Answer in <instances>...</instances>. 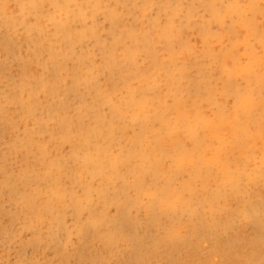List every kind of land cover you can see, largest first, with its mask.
<instances>
[{"label":"bare ground","instance_id":"1","mask_svg":"<svg viewBox=\"0 0 264 264\" xmlns=\"http://www.w3.org/2000/svg\"><path fill=\"white\" fill-rule=\"evenodd\" d=\"M261 1L0 0V72L21 68L0 119L26 151L0 165V239L33 231L20 264L42 245L59 264H264Z\"/></svg>","mask_w":264,"mask_h":264},{"label":"rangeland","instance_id":"2","mask_svg":"<svg viewBox=\"0 0 264 264\" xmlns=\"http://www.w3.org/2000/svg\"><path fill=\"white\" fill-rule=\"evenodd\" d=\"M261 7L264 8V1H261ZM106 22H102L101 26H106ZM193 43L199 45L200 41L197 39L196 34H192ZM23 53H26L25 49L20 50ZM4 50L1 44L0 39V57H4ZM14 61V62H13ZM9 62L12 63V66H8L9 69H6L4 72H0V91H5L6 83L8 79L18 80L20 78V66H17V61L9 59ZM9 65H11L9 63ZM20 72V74H18ZM12 80V81H13ZM1 103V102H0ZM9 106L6 105V109ZM23 123L18 124L16 127L12 128L8 123H2L0 119V165L4 164L8 171L18 174L22 167L24 166V158L26 157V151L23 147L19 146L17 150L9 148V144L14 141L20 134L24 131ZM32 125V124H30ZM68 149V147H66ZM0 203L4 204L7 209H12L13 205L5 197L0 196ZM4 222L8 221V217H3ZM71 222V221H70ZM15 230L20 233L15 240L7 242L3 239H0V262L1 264H20V258L18 250L21 246V240L28 241L33 237V231L22 226L21 222H17L13 226ZM20 230V231H19ZM78 238L74 236V241L70 245L73 249L78 245ZM25 254L29 260L33 259L38 261L39 264H46L48 260H52L55 263L59 264V258L56 256L54 248L47 245L39 246L36 249H33L31 246L25 249ZM112 264H117L115 259H111ZM78 260L72 258L70 264H76ZM24 264V263H23Z\"/></svg>","mask_w":264,"mask_h":264}]
</instances>
